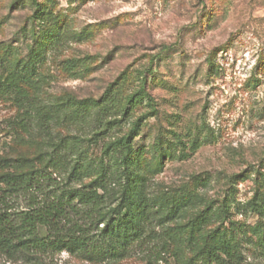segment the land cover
<instances>
[{
	"label": "rangeland",
	"instance_id": "rangeland-1",
	"mask_svg": "<svg viewBox=\"0 0 264 264\" xmlns=\"http://www.w3.org/2000/svg\"><path fill=\"white\" fill-rule=\"evenodd\" d=\"M36 2L0 0V80L22 76L30 99L26 132L0 91V175L62 180L76 160L78 185L103 179L110 199L125 174L150 198L201 202L118 260L0 250V264H204L212 234L264 264V0Z\"/></svg>",
	"mask_w": 264,
	"mask_h": 264
},
{
	"label": "trees",
	"instance_id": "trees-1",
	"mask_svg": "<svg viewBox=\"0 0 264 264\" xmlns=\"http://www.w3.org/2000/svg\"><path fill=\"white\" fill-rule=\"evenodd\" d=\"M43 15L51 19L52 11H43ZM21 80L22 76L9 71L0 80V91L11 92L22 105L20 125L30 132L25 122L30 121V99L18 83ZM137 125L118 137L115 145L127 148ZM47 174L46 170L28 169L0 175V250L9 257L16 252L52 254L65 249L90 259L118 260L142 229L181 217L201 202L197 194L175 201L150 198L143 181L125 174L117 197L110 199L103 179L78 185L82 166L76 160L62 180H50ZM19 197L25 199V206L17 209L14 201ZM210 238V247L199 252L204 264H239L234 244L214 234Z\"/></svg>",
	"mask_w": 264,
	"mask_h": 264
}]
</instances>
